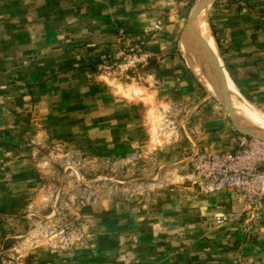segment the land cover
I'll use <instances>...</instances> for the list:
<instances>
[{"label": "rangeland", "instance_id": "374dc122", "mask_svg": "<svg viewBox=\"0 0 264 264\" xmlns=\"http://www.w3.org/2000/svg\"><path fill=\"white\" fill-rule=\"evenodd\" d=\"M205 3L0 0V264H264V201L193 167L264 141L184 40ZM208 15L264 111V0Z\"/></svg>", "mask_w": 264, "mask_h": 264}, {"label": "bare ground", "instance_id": "6f19581e", "mask_svg": "<svg viewBox=\"0 0 264 264\" xmlns=\"http://www.w3.org/2000/svg\"><path fill=\"white\" fill-rule=\"evenodd\" d=\"M211 2L212 0H206L205 7H200L202 9L195 13L184 33V40L195 55V62L202 65L206 85L211 84L213 90L221 93L223 99L228 101L232 114L240 121L243 131L264 138V111L242 93L221 57L208 18Z\"/></svg>", "mask_w": 264, "mask_h": 264}, {"label": "built area", "instance_id": "2783aa9c", "mask_svg": "<svg viewBox=\"0 0 264 264\" xmlns=\"http://www.w3.org/2000/svg\"><path fill=\"white\" fill-rule=\"evenodd\" d=\"M193 167L211 189H232L248 203L264 201L262 140L246 139L231 149L203 153Z\"/></svg>", "mask_w": 264, "mask_h": 264}]
</instances>
